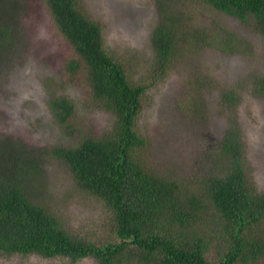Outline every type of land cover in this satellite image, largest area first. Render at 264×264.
I'll use <instances>...</instances> for the list:
<instances>
[{"label":"trees","instance_id":"trees-1","mask_svg":"<svg viewBox=\"0 0 264 264\" xmlns=\"http://www.w3.org/2000/svg\"><path fill=\"white\" fill-rule=\"evenodd\" d=\"M171 1V0H169ZM169 7L167 22L151 35L153 71L166 72L180 43L211 46L224 53L251 49L246 38L227 28L190 27L189 9ZM248 22L264 35V0H198ZM52 22L70 45L66 75L84 74L91 102L112 115V129L96 136L82 133L74 120V102L64 95L48 101L55 123L74 142L46 148H23L4 139L0 145V254H36L67 258L90 257L96 264H255L264 261V190L254 187L246 171V147L240 133L228 128L220 151L226 171H214L203 189L182 197L179 186L146 168L139 151L146 140L136 130L146 85L135 83L127 65L108 54L100 25L83 13L77 0H44ZM179 28V31H178ZM11 29L0 24V49ZM195 41H194V40ZM252 88L264 95V75ZM232 102L238 96L226 90ZM62 160L80 189L97 199L109 223L105 235L90 241L72 234L63 222L36 200L31 178L42 157ZM184 206V207H183ZM186 207V208H185ZM211 208L213 223L196 226L199 210ZM109 232V234H108Z\"/></svg>","mask_w":264,"mask_h":264},{"label":"rangeland","instance_id":"rangeland-1","mask_svg":"<svg viewBox=\"0 0 264 264\" xmlns=\"http://www.w3.org/2000/svg\"><path fill=\"white\" fill-rule=\"evenodd\" d=\"M175 4L178 11L190 6L184 21L190 27L219 24L246 38L251 49L224 53L182 42L166 72L158 74L152 70L156 58L151 35L160 22H167L164 10L170 12L173 0H77L79 9L100 25L108 54L127 65L135 83L146 85L135 122L146 140L139 151L143 165L173 180L182 197L195 195L203 189V180L226 169L221 140L234 127L245 143L247 175L262 191L264 95L253 91L252 81L264 75V35L250 23L198 0ZM0 24L11 29V38L0 49V145L4 139L28 150L73 143L74 137L61 130L50 111L48 101L55 94L74 102V120L82 133L99 136L112 129V115L91 102L84 74L73 81L66 75L70 45L54 26L44 0H0ZM226 90L238 99L232 102ZM41 159L39 172L30 179L36 200L75 236L93 242L102 238L109 223L102 204L77 187L62 160ZM198 213L196 226L218 227L211 221L216 219L211 208ZM0 264L96 263L90 257L70 262L36 254H0Z\"/></svg>","mask_w":264,"mask_h":264}]
</instances>
